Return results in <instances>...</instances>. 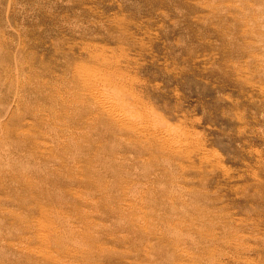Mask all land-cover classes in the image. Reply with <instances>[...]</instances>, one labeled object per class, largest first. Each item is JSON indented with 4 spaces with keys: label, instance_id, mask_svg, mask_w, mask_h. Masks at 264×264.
<instances>
[{
    "label": "rangeland",
    "instance_id": "374dc122",
    "mask_svg": "<svg viewBox=\"0 0 264 264\" xmlns=\"http://www.w3.org/2000/svg\"><path fill=\"white\" fill-rule=\"evenodd\" d=\"M0 264H264V0H0Z\"/></svg>",
    "mask_w": 264,
    "mask_h": 264
}]
</instances>
